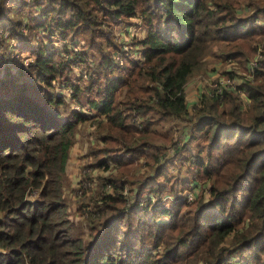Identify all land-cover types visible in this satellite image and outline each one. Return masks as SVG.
Instances as JSON below:
<instances>
[{"label":"trees","instance_id":"16d2710c","mask_svg":"<svg viewBox=\"0 0 264 264\" xmlns=\"http://www.w3.org/2000/svg\"><path fill=\"white\" fill-rule=\"evenodd\" d=\"M260 17L264 0H0V264H264ZM135 19L147 31L140 61L129 62L114 29ZM7 36L32 56L16 74ZM55 37L84 45L64 44L63 56ZM215 42L243 65L262 46L261 57L240 86L203 93L190 113L185 86ZM84 65L78 86L70 75ZM22 74L31 82L19 83ZM55 82L75 100L86 94L91 116L69 109ZM87 121L95 161L87 168L105 175H97L99 198L85 199L93 207L78 206L77 222L62 188ZM173 158L208 186L190 204L143 202L149 188L161 201L157 178Z\"/></svg>","mask_w":264,"mask_h":264},{"label":"rangeland","instance_id":"374dc122","mask_svg":"<svg viewBox=\"0 0 264 264\" xmlns=\"http://www.w3.org/2000/svg\"><path fill=\"white\" fill-rule=\"evenodd\" d=\"M28 1V0H27ZM34 11H37L36 9ZM258 25L264 26V17H260L257 20ZM146 28L141 26L139 20L130 22L127 20H120L117 26L114 29V42L117 45H121L126 50L125 58L131 62H139L142 56V48L139 46V42L145 37ZM41 33V32H40ZM42 36V34H39ZM37 38V37H36ZM52 43L53 46L61 52V55H65V50L63 45L72 46L77 50L80 46L84 45L83 39H74L73 42L68 40H61L59 37H55ZM5 56L9 57L10 66H12L11 71L13 74L18 73L19 68H27V64L32 60V56L28 53H23L18 49L20 44L14 41L13 38L8 37L5 41ZM226 48V43L215 42L212 44L211 48L201 61L200 67L193 72L191 78L185 86V94L187 99V108L189 112L194 111V107L201 102V97L203 93H207L209 90H213L220 84H228L231 90L236 89L240 86L248 73L252 71L258 63L261 55V47H259L258 54L251 60V62L243 65L235 60L225 59L222 56V51ZM12 57H14L12 59ZM120 62L121 57H115ZM93 64V62H91ZM126 62L121 63L124 68H126ZM3 65V64H1ZM92 66V65H91ZM84 68V69H83ZM83 68L74 69V72L71 73V79L74 84L78 86H84L86 84V78L83 77L87 72V68L84 65ZM25 71V70H24ZM124 73V72H123ZM83 77V79H82ZM252 77V76H251ZM30 81L27 74H22V77L19 78V83H26ZM31 82V81H30ZM55 82L56 88H54V93L58 96L63 97V99L69 103V109H77L84 112L85 115L91 116V110L87 105L86 94L82 95L80 99L72 98V90L69 85L58 84ZM243 109H246L250 104V101L243 97L242 98ZM90 121L85 124H81L77 127V132L75 136L74 145L70 148L69 159L67 162L66 169V180L67 183L64 184L62 188V196L67 200V214L71 219L76 220L77 222L81 221V215L78 213V206L82 202H87L90 206L93 207V204L86 198H90V201H96L98 196L97 185L99 181L97 180L98 174H104L100 169L91 170L87 166L94 161L92 157L89 156V141L92 140V132H94L93 127L90 125ZM94 126V125H93ZM170 126H168L169 128ZM170 128L177 130L179 128L178 124L175 122ZM195 144V142H193ZM193 144L190 146L189 151L197 153V151L192 148ZM189 151L185 153V156H189ZM140 160L144 163L143 155H138ZM183 161L176 159L169 160V166L163 174L157 178V180L164 183V194L161 201H158V195L151 192L149 188L144 193L142 199L143 202L149 201L153 206H160L163 208H169L172 203H186L190 204L200 196L202 191L208 186V181L202 178L195 180L196 172L191 168V171L188 169L189 164H182ZM89 177L92 178L90 181ZM167 179V180H166ZM168 181V182H165ZM193 194V198L190 200L187 198L188 194ZM85 195V196H83ZM204 202L207 203V197L204 196ZM37 199V195L33 194L29 196V201ZM89 207V206H88Z\"/></svg>","mask_w":264,"mask_h":264},{"label":"built area","instance_id":"2783aa9c","mask_svg":"<svg viewBox=\"0 0 264 264\" xmlns=\"http://www.w3.org/2000/svg\"><path fill=\"white\" fill-rule=\"evenodd\" d=\"M13 58H14V57H12V59H13ZM223 86L228 87L229 89H231V88L229 87L228 84H226V85H225V84H220V86H219V85H218V86H215V87H216L215 89H217V90L219 91L218 94H221V93H222V92L220 91V90H221L220 88L223 87ZM187 198L191 200V199L193 198V194H191V193L188 194Z\"/></svg>","mask_w":264,"mask_h":264}]
</instances>
